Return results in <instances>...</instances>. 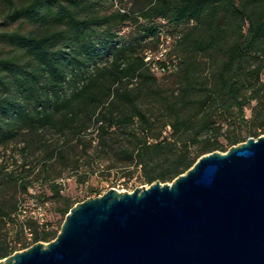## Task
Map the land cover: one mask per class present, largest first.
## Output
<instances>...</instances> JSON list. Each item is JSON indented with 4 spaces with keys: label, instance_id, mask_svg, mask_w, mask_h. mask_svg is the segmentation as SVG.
<instances>
[{
    "label": "trees",
    "instance_id": "1",
    "mask_svg": "<svg viewBox=\"0 0 264 264\" xmlns=\"http://www.w3.org/2000/svg\"><path fill=\"white\" fill-rule=\"evenodd\" d=\"M135 1L139 11L99 17L91 0H0L3 25L33 27L0 32L12 46L0 55V149L20 146L13 164L0 162V260L59 234L62 225L20 220L19 195L42 176L65 220L77 204L61 194L65 173L83 184L101 167H136L147 184L167 183L206 154L264 135V0ZM132 23L141 38L118 37ZM162 29L177 61L166 83L145 62Z\"/></svg>",
    "mask_w": 264,
    "mask_h": 264
},
{
    "label": "water",
    "instance_id": "2",
    "mask_svg": "<svg viewBox=\"0 0 264 264\" xmlns=\"http://www.w3.org/2000/svg\"><path fill=\"white\" fill-rule=\"evenodd\" d=\"M0 264H264V135L171 183L88 198L53 241Z\"/></svg>",
    "mask_w": 264,
    "mask_h": 264
},
{
    "label": "rangeland",
    "instance_id": "3",
    "mask_svg": "<svg viewBox=\"0 0 264 264\" xmlns=\"http://www.w3.org/2000/svg\"><path fill=\"white\" fill-rule=\"evenodd\" d=\"M91 2L96 3L97 6L94 8V13L92 12L89 14L97 15L99 17H104L112 14L117 6H121L122 8L128 10L139 11L138 7L136 6L135 0H91ZM3 11V8L0 7V32H14L16 30H20L26 33L33 30V27L27 22H18L15 24L3 25ZM142 32L143 31L140 24L132 23L123 27L122 31L119 32L118 37H122L123 40H126L128 42H134L136 39L141 38L143 34ZM98 33L100 35L105 34V30L101 28L98 30ZM148 46L153 45L149 43ZM11 49L12 46L0 42L1 56H6ZM104 61H107V58L102 59L101 62ZM159 79L162 83H166L171 80L170 78L165 79L161 77ZM250 116L251 112L249 110H246V117L250 118ZM19 149L20 146H15L14 144H11L7 153L4 150L0 149V162L2 161V159H4V157H9V163L13 164L19 157ZM32 160L34 161V164L40 167L41 164L37 162L38 158H34ZM102 168L103 167H101L100 169H95L96 173L93 174L90 179L83 184L78 183L76 177H74L70 173H65L63 178L58 182L61 185V194L67 198H70L73 202H77L78 204L88 198L100 197L112 188L117 189L120 192H133L138 188L150 186V184H147L144 181L139 168L131 167L127 170L118 172L116 170H112L110 173L108 171H104ZM50 173L54 177L57 176V174L59 173V168L56 170L50 169ZM42 177L37 182H35L34 188L30 189L28 195H19V200L22 202L23 209L25 210V212L21 214L20 220L22 221L25 217H35L37 220H39V222H41L40 219H44L43 224L48 225V229L56 230L59 229V227L64 222V218L60 214V210L62 209L63 205L62 203L56 202L53 197V193L47 188V186L42 187ZM42 191H44V193L40 194V192ZM38 196H41V198H38ZM15 233L16 229L13 230L10 235L14 234L15 236L13 235L12 237L16 239L17 236ZM18 238L26 240L29 244H32L30 235L27 233H24V235L19 234ZM21 248L22 247L20 246L18 247V249Z\"/></svg>",
    "mask_w": 264,
    "mask_h": 264
},
{
    "label": "built area",
    "instance_id": "4",
    "mask_svg": "<svg viewBox=\"0 0 264 264\" xmlns=\"http://www.w3.org/2000/svg\"><path fill=\"white\" fill-rule=\"evenodd\" d=\"M174 42L175 39L162 29L158 50H149L145 53V62L155 76L163 77L176 70V57L170 55ZM40 221L42 224L44 219H40Z\"/></svg>",
    "mask_w": 264,
    "mask_h": 264
}]
</instances>
